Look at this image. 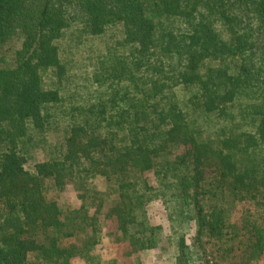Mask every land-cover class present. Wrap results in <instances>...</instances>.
I'll return each mask as SVG.
<instances>
[{
    "label": "trees",
    "instance_id": "1",
    "mask_svg": "<svg viewBox=\"0 0 264 264\" xmlns=\"http://www.w3.org/2000/svg\"><path fill=\"white\" fill-rule=\"evenodd\" d=\"M117 28L83 72L70 47ZM104 236L264 263V0H0V264H110Z\"/></svg>",
    "mask_w": 264,
    "mask_h": 264
},
{
    "label": "rangeland",
    "instance_id": "2",
    "mask_svg": "<svg viewBox=\"0 0 264 264\" xmlns=\"http://www.w3.org/2000/svg\"><path fill=\"white\" fill-rule=\"evenodd\" d=\"M119 38V29L117 28L108 31L105 35L100 37L85 36L84 41L80 45L74 47L71 46L70 50L72 52V56L82 66L81 70L87 73V70L91 68L93 57H97L99 54H101V52L105 50L109 42H113L115 39L118 40ZM42 158L43 157L41 151H32L27 163L28 168L33 169L34 163L37 160H41ZM97 184L99 185V187L103 188V179L98 178ZM49 197L57 199V201L64 206H66L67 204L71 206L80 205V200H78V198L76 197L75 191L72 187H67V189L63 191L51 189L49 192ZM149 214L154 224L168 225L166 212L160 203L154 202L152 205H150ZM111 225L112 224L108 221H104V231L111 230V227L113 226ZM168 229L169 227L167 226L166 233L169 232ZM102 243L104 245L103 249H101L100 251L104 254L103 258L105 262H109L110 264H132V262H134L135 264H165L160 261L161 257L169 259L174 252L173 248L167 246L165 241L163 240L161 242V247H166V249H162V251L160 249H156L144 252L142 260L139 261L138 258L132 256L131 254L129 255L130 249H128L125 245L116 244L110 239L109 241H107L106 236H104ZM28 264H37V262L34 257H31ZM73 264L86 263L83 259H75Z\"/></svg>",
    "mask_w": 264,
    "mask_h": 264
}]
</instances>
